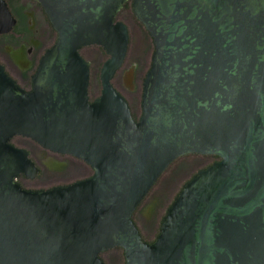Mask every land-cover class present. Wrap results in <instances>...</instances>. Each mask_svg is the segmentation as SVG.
I'll return each mask as SVG.
<instances>
[{"label": "water", "instance_id": "95a60500", "mask_svg": "<svg viewBox=\"0 0 264 264\" xmlns=\"http://www.w3.org/2000/svg\"><path fill=\"white\" fill-rule=\"evenodd\" d=\"M56 36L24 91L0 65V264H264V0H131L153 52L134 118L113 85L128 0H36ZM15 21L0 0V33ZM107 55L89 100L90 63ZM132 71L125 85L133 88ZM80 158L91 176L23 188L39 169L10 139ZM218 161L181 187L145 240L133 214L177 158Z\"/></svg>", "mask_w": 264, "mask_h": 264}, {"label": "flooded vegetation", "instance_id": "af4514ba", "mask_svg": "<svg viewBox=\"0 0 264 264\" xmlns=\"http://www.w3.org/2000/svg\"><path fill=\"white\" fill-rule=\"evenodd\" d=\"M4 2L6 3V6L11 14V17L15 22L11 25V28L7 32L0 33V65L4 68L6 74H8V76L11 79H13L21 89H23L24 91H30L32 89V76L36 71V68L38 66L39 60L41 59L42 55L53 44V43L50 44V42L53 39V35L55 31L52 28L50 22L48 21L47 16L44 13L41 5L36 0H4ZM116 19L123 22L127 26L128 35H129V42L127 48V53H128L129 47L132 42V34L130 31L131 28L127 25V22L130 19H134L136 21V24L138 25L135 26V31L133 30L132 32L133 35H135L136 37L135 38L137 40L136 43L137 44L141 43L142 40L144 39V37L140 34V29H139V27L142 24L135 18L131 10V0H128L124 4V6L118 12ZM143 31L147 33L145 29ZM127 53L122 67L125 65V61L127 59ZM131 71L133 77L132 81H137V82L136 83L133 82L132 89L129 88L127 89L130 91H134L139 87V79L137 80L136 79L137 77L134 78L135 64L131 63L127 67V69L123 73L121 81L122 84L125 85V81L128 75L131 73ZM90 93L91 92H90V81H89L88 94L90 101H92L95 97L99 95L100 88L99 90L98 88H96L94 90V94L91 95ZM126 100L128 102L132 116L137 119L140 113L138 114V111L134 110V108L131 105V101L129 99L126 98ZM140 110H141V106H140ZM21 138H25L23 141L27 140L28 144L26 142H21L20 141ZM15 139H19V140H15ZM10 142L15 147L28 151L29 152L28 158L34 163L35 167H37L40 171L37 176H34L31 179L26 178V175L24 174H19L16 178V181L23 188L35 190V189H47L57 185H68L77 180L85 179L91 176L92 174V168L90 167V165H88L80 158H77L70 154L51 151L49 149L40 146L36 141L29 139L27 137L17 135L12 137L10 139ZM193 155L200 157L199 159L194 160V163H196V170L193 173V175L196 174L199 170L219 160L217 156L210 154H193ZM42 176H46L47 178L50 179L51 178L56 179L61 177L65 179L62 182H58L50 186H44L40 182L42 181L41 180ZM147 196L148 194L144 197L142 201L144 200L147 201L148 199ZM157 200H158V196L157 194H155L151 197L148 203H154ZM133 217H135V214H133ZM152 240H147V241H152Z\"/></svg>", "mask_w": 264, "mask_h": 264}, {"label": "rangeland", "instance_id": "374dc122", "mask_svg": "<svg viewBox=\"0 0 264 264\" xmlns=\"http://www.w3.org/2000/svg\"><path fill=\"white\" fill-rule=\"evenodd\" d=\"M127 25L131 28L132 42L127 53V59L125 65L115 74L112 82L113 85L127 98L131 101V105L135 111L140 113V100L142 94V79L147 72L151 56L153 52V44L151 38L145 33L144 27L141 25L139 27L140 34L144 37L141 43H136V37L133 35V30L135 31L136 21L130 19ZM55 33L50 44L53 43L55 39ZM139 40V39H138ZM81 55L90 62V94H94L96 88H100V83L98 80L99 70L106 60L107 55L100 46L88 45L81 49ZM135 64V77L139 79V87L134 91H130L122 84V76L127 67L131 64ZM136 83L137 81H133ZM99 92V91H98ZM25 138H21V142ZM19 140V139H15ZM28 144V143H27ZM200 157L188 154L179 157L174 162H172L169 167L161 174L155 185L152 187L147 196V201H142L134 212L135 223L140 229L141 235L145 240H152L158 233L159 223L167 207L174 200L175 196L180 191L183 184L193 175L196 170V163L194 160ZM65 178H47L42 176L40 181L44 186H50L58 182L64 181ZM157 194L158 200L154 203H148L153 195ZM147 206V208H146ZM146 208V209H145ZM101 258L104 264H124V257L122 249L119 247L111 248L101 254Z\"/></svg>", "mask_w": 264, "mask_h": 264}]
</instances>
